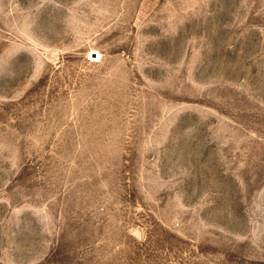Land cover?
I'll return each mask as SVG.
<instances>
[{
    "label": "rangeland",
    "instance_id": "1",
    "mask_svg": "<svg viewBox=\"0 0 264 264\" xmlns=\"http://www.w3.org/2000/svg\"><path fill=\"white\" fill-rule=\"evenodd\" d=\"M0 264H264V0H0Z\"/></svg>",
    "mask_w": 264,
    "mask_h": 264
},
{
    "label": "bare ground",
    "instance_id": "2",
    "mask_svg": "<svg viewBox=\"0 0 264 264\" xmlns=\"http://www.w3.org/2000/svg\"><path fill=\"white\" fill-rule=\"evenodd\" d=\"M91 59H92V61L96 62L99 59V54L98 53L92 54Z\"/></svg>",
    "mask_w": 264,
    "mask_h": 264
}]
</instances>
